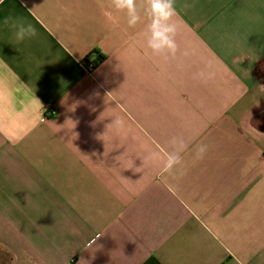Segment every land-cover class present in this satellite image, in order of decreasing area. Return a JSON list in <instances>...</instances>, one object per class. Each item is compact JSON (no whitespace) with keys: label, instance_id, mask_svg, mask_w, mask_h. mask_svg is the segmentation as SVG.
Listing matches in <instances>:
<instances>
[{"label":"crops","instance_id":"obj_1","mask_svg":"<svg viewBox=\"0 0 264 264\" xmlns=\"http://www.w3.org/2000/svg\"><path fill=\"white\" fill-rule=\"evenodd\" d=\"M177 8L165 61L109 0L0 3V264H264V0Z\"/></svg>","mask_w":264,"mask_h":264},{"label":"clouds","instance_id":"obj_2","mask_svg":"<svg viewBox=\"0 0 264 264\" xmlns=\"http://www.w3.org/2000/svg\"><path fill=\"white\" fill-rule=\"evenodd\" d=\"M3 3V0H0ZM109 6L118 13H123L129 28H135L146 21L144 38L145 47L153 56L167 61L178 51L177 34L179 25L176 17L179 15L177 0H109ZM185 9L188 4L183 6ZM3 24L12 29L14 40L22 43L27 39L38 37L35 26L23 18L6 17ZM201 75V74H198ZM112 126L123 128L125 121L114 119ZM171 148L166 152H150L146 157L152 162L162 165L165 171H172L182 164V153L186 143L181 137H172ZM209 151L207 144L197 146L195 158L203 159Z\"/></svg>","mask_w":264,"mask_h":264},{"label":"built area","instance_id":"obj_3","mask_svg":"<svg viewBox=\"0 0 264 264\" xmlns=\"http://www.w3.org/2000/svg\"><path fill=\"white\" fill-rule=\"evenodd\" d=\"M93 68H94V64H93V63H89V64L87 65V69H88V71H92Z\"/></svg>","mask_w":264,"mask_h":264}]
</instances>
